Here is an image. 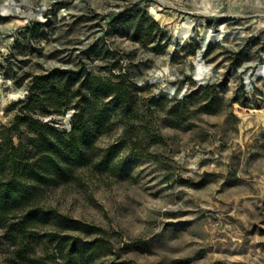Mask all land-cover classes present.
Listing matches in <instances>:
<instances>
[{"label":"rangeland","instance_id":"374dc122","mask_svg":"<svg viewBox=\"0 0 264 264\" xmlns=\"http://www.w3.org/2000/svg\"><path fill=\"white\" fill-rule=\"evenodd\" d=\"M0 157V264H264V0H0Z\"/></svg>","mask_w":264,"mask_h":264},{"label":"trees","instance_id":"16d2710c","mask_svg":"<svg viewBox=\"0 0 264 264\" xmlns=\"http://www.w3.org/2000/svg\"><path fill=\"white\" fill-rule=\"evenodd\" d=\"M98 91L101 94H106L108 92H112L116 99H121L124 95H126L127 92L123 90L121 87H115L112 85H100V88H98ZM62 98V93L59 90L53 89L51 91V99L57 100V102ZM124 103H127V101L124 100ZM78 112L75 114V117L77 118ZM77 129L76 126H73V128L70 131V136L72 137L74 135L75 130ZM87 134L83 131L81 132V144L82 147L84 145H87L89 142V138L86 137ZM45 148V150L51 151V153L46 156L45 159L43 158L40 163V169L30 167V165L22 164V171L23 174H27L29 176H32V178H35L37 180H40L43 172L47 171H53L55 173H60V166L58 163L59 161H68L70 156L76 157L78 159L82 158V152L81 147L75 143V142H67L64 145H58V144H49L48 141L43 138L42 141V148ZM58 159V160H55ZM3 165H4V157H0V172L3 171ZM34 194V190H28L25 183L22 180H18L15 178H10L6 180L0 179V222H2L4 216L16 206H20L22 203L28 201L31 199L32 195ZM50 214L49 212H41L39 215H34L33 213H28L25 215V220L27 222H38L42 221L45 222L49 220ZM62 222L67 223L68 217H63L61 220ZM1 224V223H0ZM24 224H20V230L24 229ZM60 252L63 251V248L60 246Z\"/></svg>","mask_w":264,"mask_h":264},{"label":"bare ground","instance_id":"6f19581e","mask_svg":"<svg viewBox=\"0 0 264 264\" xmlns=\"http://www.w3.org/2000/svg\"><path fill=\"white\" fill-rule=\"evenodd\" d=\"M188 24L190 23V22H187ZM189 27V26H188ZM184 31V30H183ZM186 31V30H185ZM206 68V66L205 65H203V64H199L198 65V74H200V73H203V71H204V69Z\"/></svg>","mask_w":264,"mask_h":264},{"label":"water","instance_id":"95a60500","mask_svg":"<svg viewBox=\"0 0 264 264\" xmlns=\"http://www.w3.org/2000/svg\"><path fill=\"white\" fill-rule=\"evenodd\" d=\"M259 74V71H257V73L255 74V76H257Z\"/></svg>","mask_w":264,"mask_h":264}]
</instances>
